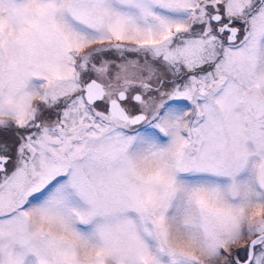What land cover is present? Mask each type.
<instances>
[{
  "label": "snow or ice",
  "instance_id": "snow-or-ice-1",
  "mask_svg": "<svg viewBox=\"0 0 264 264\" xmlns=\"http://www.w3.org/2000/svg\"><path fill=\"white\" fill-rule=\"evenodd\" d=\"M0 264H264V0H0Z\"/></svg>",
  "mask_w": 264,
  "mask_h": 264
}]
</instances>
